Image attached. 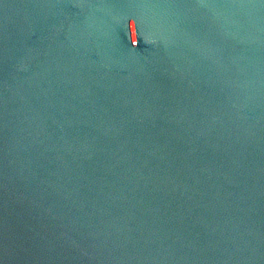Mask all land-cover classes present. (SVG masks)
I'll return each mask as SVG.
<instances>
[{"label":"water","instance_id":"1","mask_svg":"<svg viewBox=\"0 0 264 264\" xmlns=\"http://www.w3.org/2000/svg\"><path fill=\"white\" fill-rule=\"evenodd\" d=\"M0 264H264V0H0Z\"/></svg>","mask_w":264,"mask_h":264}]
</instances>
